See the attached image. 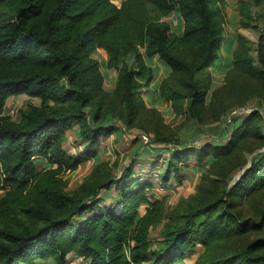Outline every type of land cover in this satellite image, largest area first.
<instances>
[{"label": "trees", "instance_id": "16d2710c", "mask_svg": "<svg viewBox=\"0 0 264 264\" xmlns=\"http://www.w3.org/2000/svg\"><path fill=\"white\" fill-rule=\"evenodd\" d=\"M225 1L0 0V186L6 189L0 219L23 213L32 218L19 229L0 227V264H44L48 259L55 264H175L199 244L206 251L194 264H264V236L238 250L211 253L222 238L264 227V214L260 223L240 217L235 198L245 188L264 187V150L224 196L203 200L178 223L164 222L170 217L166 199L151 195L154 184L136 175L132 163L121 174L87 178L80 194L57 185L58 172L77 169L85 158L64 149L70 128L82 124L81 138L89 147L117 128L86 110L92 104L89 80L103 79L95 50L105 55L109 68L119 70L127 125L137 118L142 87L154 79L148 62L154 56L171 67L173 76H187L189 87L184 91L162 83L161 95L173 104L187 98L196 113L208 89L194 75L220 56ZM176 11L183 18L182 34L165 19ZM238 40L232 69L259 75L253 58L241 52L246 39L239 34ZM189 52L191 62L185 59ZM21 93L42 104L30 102L19 120L12 119L5 113L7 99ZM259 117L261 112L253 111L240 119L225 141L174 149L163 178L176 177L180 161L190 154L201 160L229 156L241 138L257 130ZM40 162L46 164L44 171ZM160 224L162 237L156 241L150 232ZM71 254L81 261H71Z\"/></svg>", "mask_w": 264, "mask_h": 264}, {"label": "rangeland", "instance_id": "374dc122", "mask_svg": "<svg viewBox=\"0 0 264 264\" xmlns=\"http://www.w3.org/2000/svg\"><path fill=\"white\" fill-rule=\"evenodd\" d=\"M227 1L230 7H225L222 56L216 58L210 67L194 75V79L201 80L202 88L208 89L199 100L196 113L190 110L187 98L179 100L176 105L161 95L162 83L166 87L184 91H188L189 87L185 82L187 76L177 72L173 76L171 67L154 56L148 59L155 72L154 79L142 87L138 97L137 118L132 125H127L126 109L118 86L119 70L109 68L105 55L99 49L95 50L94 56L101 62L103 79L89 80L92 104L86 110L89 115L99 114L101 123L117 128L104 135L96 147L84 143L80 134L82 124L70 128L63 143L64 149L69 154L84 155L85 158L77 169L58 172L57 185L67 193L80 194L79 187L87 178L97 180L105 175H118L132 163L136 175L154 184L151 195L166 199L170 217L164 222L178 223L183 218L182 214L190 208L203 200L209 202L224 196L227 189L237 183L241 174L252 164L257 152L264 150V0ZM238 3L241 7H238ZM165 19L170 22L173 31L182 34L183 18L177 11ZM239 34L246 39L241 52L251 56L261 70L257 76L232 69ZM189 54L185 55V59L191 62L192 56ZM128 58L131 61V57ZM30 102L42 104L40 98L26 93L11 95L7 99L5 113L19 120L21 110L26 109ZM58 107L68 108L70 105L58 104ZM253 111L262 114L257 119L259 127L241 138L229 156L213 158L210 155L201 160L196 154H190L188 159L180 161L181 168L176 177L172 173L169 178H163L174 149L230 139L235 124ZM90 123H93L92 118ZM168 137L174 140L170 143L156 141ZM39 169L44 171L46 164L40 162ZM5 191L0 186V196ZM105 193L109 195L107 191ZM235 198L240 217L262 222L264 187L255 191L245 188ZM141 210L144 211L145 207L142 206ZM31 220L24 213L16 214L9 219H0V227L8 225L19 229ZM257 228L227 239L222 238L214 245L211 253L238 250L250 240L264 236V227ZM162 230L163 224L152 228L151 237L156 241L161 239ZM205 251V246L199 244L186 257L194 264ZM70 259L73 262L81 261L75 254H71ZM44 264L55 263L48 259Z\"/></svg>", "mask_w": 264, "mask_h": 264}, {"label": "crops", "instance_id": "0c3cea01", "mask_svg": "<svg viewBox=\"0 0 264 264\" xmlns=\"http://www.w3.org/2000/svg\"><path fill=\"white\" fill-rule=\"evenodd\" d=\"M232 1V0H229V2ZM232 3V2H231ZM240 5V3H238ZM235 6V5H234ZM238 6V5H237ZM225 7H230L228 6V1L226 0L225 1ZM238 7H241L238 6ZM227 14H229V12L227 11ZM223 46V45H222ZM222 48V47H221ZM220 55H221V51H220ZM222 56V55H221ZM175 264H193L192 261L188 258V257H185L180 263H175Z\"/></svg>", "mask_w": 264, "mask_h": 264}, {"label": "built area", "instance_id": "2783aa9c", "mask_svg": "<svg viewBox=\"0 0 264 264\" xmlns=\"http://www.w3.org/2000/svg\"><path fill=\"white\" fill-rule=\"evenodd\" d=\"M118 4L121 3L122 0H115Z\"/></svg>", "mask_w": 264, "mask_h": 264}]
</instances>
